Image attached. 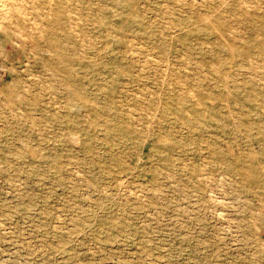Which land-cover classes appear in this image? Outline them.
Instances as JSON below:
<instances>
[{
	"label": "rangeland",
	"instance_id": "374dc122",
	"mask_svg": "<svg viewBox=\"0 0 264 264\" xmlns=\"http://www.w3.org/2000/svg\"><path fill=\"white\" fill-rule=\"evenodd\" d=\"M5 2L0 264H264V0Z\"/></svg>",
	"mask_w": 264,
	"mask_h": 264
},
{
	"label": "bare ground",
	"instance_id": "6f19581e",
	"mask_svg": "<svg viewBox=\"0 0 264 264\" xmlns=\"http://www.w3.org/2000/svg\"><path fill=\"white\" fill-rule=\"evenodd\" d=\"M11 1V0H10ZM7 2V1H6ZM5 2V0H0V27H1V24L3 23L2 21H4V20H10V22H11V18H10V16L11 15H13V12H19V13H21L20 11H19V7L20 8H22L23 7V5L22 6H17L16 4H14V3H9L8 2V4ZM30 2V1H29ZM36 8V7H35ZM42 9V8H41ZM41 9H39V10H41ZM44 9V8H43ZM50 11V10H49ZM49 15V14H48ZM12 17V16H11ZM259 16H256V17H253V15H249V19L250 20H255L256 18H258ZM9 18V19H8ZM18 18V17H17ZM255 18V19H254ZM16 19V18H15ZM14 19V20H15ZM24 20V19H23ZM257 20V19H256ZM7 22H9V21H7ZM9 22V23H10ZM24 23V22H23ZM10 25H11V23H10ZM35 25V24H34ZM9 26V25H8ZM19 26V25H18ZM3 27V26H2ZM4 27H6V26H4ZM36 27V26H35ZM2 29V28H1ZM6 29H8V28H6ZM11 29V28H10ZM4 30H5V28H4ZM13 30V29H12ZM32 30V29H31ZM35 30H37V29H35ZM230 34H232V33H230ZM258 35H260V34H258ZM79 37V36H78ZM77 38V37H76ZM224 41H226V40H224ZM256 62V61H255ZM260 68V67H259ZM18 95V94H17Z\"/></svg>",
	"mask_w": 264,
	"mask_h": 264
}]
</instances>
